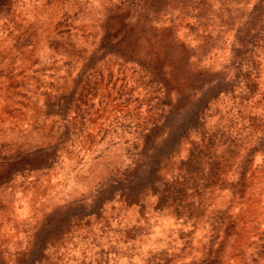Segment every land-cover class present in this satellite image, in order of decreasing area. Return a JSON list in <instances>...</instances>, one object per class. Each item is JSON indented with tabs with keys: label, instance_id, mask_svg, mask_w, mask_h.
I'll return each instance as SVG.
<instances>
[{
	"label": "rangeland",
	"instance_id": "obj_1",
	"mask_svg": "<svg viewBox=\"0 0 264 264\" xmlns=\"http://www.w3.org/2000/svg\"><path fill=\"white\" fill-rule=\"evenodd\" d=\"M0 264H264V0H0Z\"/></svg>",
	"mask_w": 264,
	"mask_h": 264
}]
</instances>
